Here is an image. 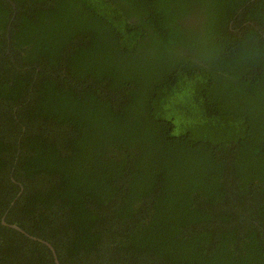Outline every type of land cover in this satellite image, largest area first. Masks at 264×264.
<instances>
[{"label": "trees", "instance_id": "16d2710c", "mask_svg": "<svg viewBox=\"0 0 264 264\" xmlns=\"http://www.w3.org/2000/svg\"><path fill=\"white\" fill-rule=\"evenodd\" d=\"M43 241L264 264V0H0V264Z\"/></svg>", "mask_w": 264, "mask_h": 264}, {"label": "water", "instance_id": "95a60500", "mask_svg": "<svg viewBox=\"0 0 264 264\" xmlns=\"http://www.w3.org/2000/svg\"><path fill=\"white\" fill-rule=\"evenodd\" d=\"M13 5H14V7H15V4L13 3ZM4 223L5 224H7L5 221H4ZM11 227H13V228H15V229H17V230H19V231H21V232H24V233H26L23 229H21L20 227H18L17 225H11ZM27 234V233H26ZM28 236H30L29 234H27ZM34 238V237H33ZM36 239V238H35ZM44 243H46L49 247H50V249L52 250V252H53V254H54V258H55V262H56V264H61L60 263V261H59V258H58V256H57V253H56V250H55V248L52 246V244H50L49 242H47V241H43Z\"/></svg>", "mask_w": 264, "mask_h": 264}]
</instances>
